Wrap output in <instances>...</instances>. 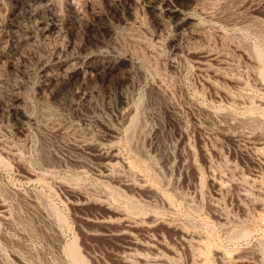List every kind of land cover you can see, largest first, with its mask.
<instances>
[{
  "label": "rangeland",
  "instance_id": "rangeland-1",
  "mask_svg": "<svg viewBox=\"0 0 264 264\" xmlns=\"http://www.w3.org/2000/svg\"><path fill=\"white\" fill-rule=\"evenodd\" d=\"M0 264H264V0H0Z\"/></svg>",
  "mask_w": 264,
  "mask_h": 264
},
{
  "label": "bare ground",
  "instance_id": "bare-ground-1",
  "mask_svg": "<svg viewBox=\"0 0 264 264\" xmlns=\"http://www.w3.org/2000/svg\"><path fill=\"white\" fill-rule=\"evenodd\" d=\"M194 246V245H193ZM198 253V252H197Z\"/></svg>",
  "mask_w": 264,
  "mask_h": 264
}]
</instances>
